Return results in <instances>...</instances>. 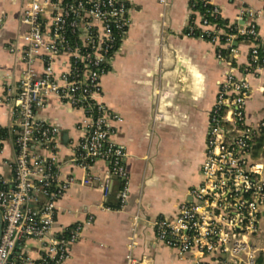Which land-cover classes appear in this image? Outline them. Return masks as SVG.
I'll return each instance as SVG.
<instances>
[{
	"label": "built area",
	"instance_id": "built-area-1",
	"mask_svg": "<svg viewBox=\"0 0 264 264\" xmlns=\"http://www.w3.org/2000/svg\"><path fill=\"white\" fill-rule=\"evenodd\" d=\"M158 1L167 6L170 0ZM189 3L186 34L214 44L218 60L228 70L209 113L202 181L189 190L174 217L153 222L156 238L186 258L187 264H264V159L255 155L264 120L248 121L246 108L253 87L236 73L239 41L250 45L241 71L257 74L264 66L260 11L244 8L235 22H229L214 0ZM128 11L127 0L26 2L22 21L28 30L20 36L21 43L10 47L27 69L15 97L20 122L13 173L0 174V264H67L71 246L94 219L89 216L63 232L54 231L58 202L73 186L97 182L108 197L117 178L119 207L127 204L128 152L113 139L115 123L123 117L100 98L101 78L130 24ZM37 61L43 64L41 74L34 69ZM50 96L82 112L68 160L84 171L81 178L62 174L60 129L36 116ZM99 160L109 164L101 178L93 173ZM135 236L134 232L125 264L145 262L133 254Z\"/></svg>",
	"mask_w": 264,
	"mask_h": 264
},
{
	"label": "crops",
	"instance_id": "crops-1",
	"mask_svg": "<svg viewBox=\"0 0 264 264\" xmlns=\"http://www.w3.org/2000/svg\"><path fill=\"white\" fill-rule=\"evenodd\" d=\"M28 0H0V174L11 176L16 155L15 138L19 116L15 111L17 86L27 69L13 44L28 30L22 21ZM130 24L101 78V101L118 112L123 121L115 123L113 139L124 144L128 156L130 194L119 207L121 180L115 178L108 197L94 186H73L58 202L54 231L86 221L78 242L71 246L67 264H125L131 236L136 233L133 254L144 264H187L176 250L159 242L153 222L174 217L189 190L202 181L201 167L219 81L228 67L216 55L208 40L186 34L190 16L189 0H127ZM224 20L235 22L244 8L260 11L258 24L264 39V0H214ZM236 71L247 78L253 91L247 102L249 122L264 120V66L257 74L245 75L250 45L239 41ZM38 74L43 64L37 61ZM39 120L60 129L61 172L81 178L84 171L69 163L72 142L77 139L79 109L50 96L37 111ZM264 150V135L260 139ZM264 159V153H259ZM108 162L99 160L93 173L103 177ZM114 205L116 207H113ZM110 207V208H109ZM135 216L138 220L134 221ZM264 229V217L261 220Z\"/></svg>",
	"mask_w": 264,
	"mask_h": 264
},
{
	"label": "rangeland",
	"instance_id": "rangeland-1",
	"mask_svg": "<svg viewBox=\"0 0 264 264\" xmlns=\"http://www.w3.org/2000/svg\"><path fill=\"white\" fill-rule=\"evenodd\" d=\"M260 144V143H259ZM262 145V144H261ZM261 145H259L258 147H257V150L255 151V155H257V154H259V153H264V150H263V148H261Z\"/></svg>",
	"mask_w": 264,
	"mask_h": 264
},
{
	"label": "water",
	"instance_id": "water-1",
	"mask_svg": "<svg viewBox=\"0 0 264 264\" xmlns=\"http://www.w3.org/2000/svg\"><path fill=\"white\" fill-rule=\"evenodd\" d=\"M2 228H3V220H2V215H1V211H0V235L2 233Z\"/></svg>",
	"mask_w": 264,
	"mask_h": 264
},
{
	"label": "trees",
	"instance_id": "trees-1",
	"mask_svg": "<svg viewBox=\"0 0 264 264\" xmlns=\"http://www.w3.org/2000/svg\"><path fill=\"white\" fill-rule=\"evenodd\" d=\"M5 129H0V133L2 134V136L4 135L5 136ZM259 145H261V143L259 144ZM111 206H113V207H116V206H114V205H111ZM262 261V260H261Z\"/></svg>",
	"mask_w": 264,
	"mask_h": 264
}]
</instances>
